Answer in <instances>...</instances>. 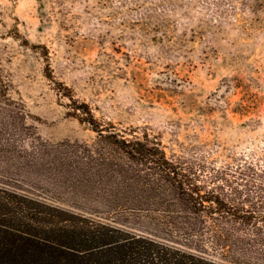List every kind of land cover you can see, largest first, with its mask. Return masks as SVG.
<instances>
[{"label": "rangeland", "instance_id": "obj_1", "mask_svg": "<svg viewBox=\"0 0 264 264\" xmlns=\"http://www.w3.org/2000/svg\"><path fill=\"white\" fill-rule=\"evenodd\" d=\"M145 135L192 197L122 151ZM0 240L30 264H264V0H0Z\"/></svg>", "mask_w": 264, "mask_h": 264}, {"label": "trees", "instance_id": "obj_2", "mask_svg": "<svg viewBox=\"0 0 264 264\" xmlns=\"http://www.w3.org/2000/svg\"><path fill=\"white\" fill-rule=\"evenodd\" d=\"M71 100H73L74 103L71 106V115L76 117L79 121L88 124L93 130L97 131L99 135H102L104 129H102V125L92 113L89 105L86 103L76 105V101L74 99ZM144 137L145 142L139 140L131 141L129 139L123 138L119 139V142H121L123 146L121 147L122 151L128 155V157H146L150 162L155 164L157 168H159V170L164 174V178L168 182L172 183L177 191L187 194L188 197H192V195L187 193L190 191L191 183L187 179H183V177L180 176V173L177 171L178 167L173 165L165 158V154L160 146V143L150 140L147 135ZM146 143L151 144V146L149 145L148 147ZM14 247L15 250H13ZM20 249L25 248H21L12 242L10 243L5 240H0V264H30V251L27 249Z\"/></svg>", "mask_w": 264, "mask_h": 264}]
</instances>
